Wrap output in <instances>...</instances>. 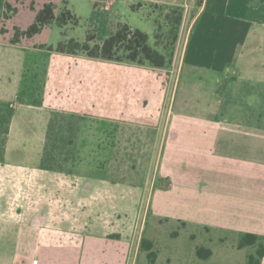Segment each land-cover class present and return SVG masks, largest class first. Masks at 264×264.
I'll return each mask as SVG.
<instances>
[{
    "label": "crops",
    "instance_id": "0c3cea01",
    "mask_svg": "<svg viewBox=\"0 0 264 264\" xmlns=\"http://www.w3.org/2000/svg\"><path fill=\"white\" fill-rule=\"evenodd\" d=\"M47 3L95 17L86 36L98 41L120 23L153 24V47L151 6L179 8L182 61L156 68L59 53L37 35L15 41ZM59 28L72 38L71 24ZM62 151L81 159L58 170ZM139 187L157 215L176 196L179 211L264 247V0H0V264H157V237L115 203L135 202Z\"/></svg>",
    "mask_w": 264,
    "mask_h": 264
},
{
    "label": "rangeland",
    "instance_id": "374dc122",
    "mask_svg": "<svg viewBox=\"0 0 264 264\" xmlns=\"http://www.w3.org/2000/svg\"><path fill=\"white\" fill-rule=\"evenodd\" d=\"M196 1L199 2L200 0ZM151 7L158 14V21L160 22L157 34V44L162 51L164 50L169 57H172V61L175 59L178 68L182 61V58L180 59L181 44L176 46L177 42H175L176 38L173 30L174 23L180 12L169 7L157 5H152ZM78 19L79 24L77 26L72 25L73 29H71L69 35L82 42L87 37V30L94 26L91 22L96 21V18L79 17ZM19 21L20 23H23V25H26L28 22L27 15H23ZM163 23L168 25L165 26ZM142 29H144L143 31H145V33H151L153 31V24L142 26ZM179 32L180 29L178 30V33ZM17 33L20 34V30H16L15 36ZM62 36V30L57 25H53L50 29L34 37L33 43L56 46L62 41V38L64 37ZM149 44L153 47V38H151ZM177 75L178 72L173 73L171 80L174 81ZM189 77L188 72L184 70L181 84L184 85L183 82H185V80L189 81ZM183 85H181V87ZM181 96V93H179L176 99V108L179 105ZM80 159L81 158L78 154L71 151L57 153L58 170L64 171L66 167L70 168L71 165L74 167L78 164ZM145 171H147L145 168L138 169V173L143 176ZM137 177L141 178V176ZM144 192L145 190L139 187L136 189L135 202L120 201L115 203H117L119 209L122 210L125 208L131 210L129 205L132 209H136L138 212V229L142 228V232L145 233L146 238L151 236L157 237L156 240L160 252L157 264H253V262L256 261H260L261 263L264 258L260 259L258 255V251L263 246L262 242L260 243L257 241L253 245L242 246L241 243L245 239V234H240L224 227L217 218H214V225L213 218H194L193 216H188L189 212L186 214L184 209L180 206L179 207L182 211H179V202L176 196H174L171 203H165V207L163 208L166 212L165 215H157L156 197L151 194L152 196L149 197V200L148 194L143 196ZM105 193L107 194L111 192L106 191ZM120 220L123 221L126 219L122 215ZM41 223L42 226L45 225L42 218ZM205 228H208L209 230ZM148 243L151 242L144 241L142 243L143 247L147 248L148 246L146 245ZM153 249L150 251L152 252ZM200 249H204L202 255L206 257L199 256L198 251ZM158 250L155 249L153 252L156 254ZM150 251L148 252V257L149 254H151ZM208 252H210V254H208ZM262 264H264V260Z\"/></svg>",
    "mask_w": 264,
    "mask_h": 264
},
{
    "label": "trees",
    "instance_id": "16d2710c",
    "mask_svg": "<svg viewBox=\"0 0 264 264\" xmlns=\"http://www.w3.org/2000/svg\"><path fill=\"white\" fill-rule=\"evenodd\" d=\"M203 0H200L198 4H201ZM180 12L174 23L173 33L175 35V42L178 39V30L180 28L183 12L179 8H174ZM56 24L59 27H65L67 25L77 26L79 19L72 14L71 11L64 10L61 15L57 16L55 13V6L53 3H47L39 11L36 21L26 31L16 34L15 41L20 37L32 38L40 34L49 25ZM171 24V22H170ZM155 47L150 46L148 34L134 29L128 24L120 23L117 27L115 34L104 41H98L95 34L88 32L84 41L80 42L76 39H70L68 41H62L56 46V51L59 53H66L71 55L84 54L90 58L102 59L116 62H128L138 65L150 64L156 68H164L172 63V57L168 56L166 52L161 51ZM53 50V47L49 48ZM166 51V50H165ZM258 241V237L254 234H247L242 246L253 245ZM146 249L149 252L153 249L152 243H148ZM151 252V251H150ZM204 249H200L198 254L200 257ZM210 254V252H208ZM259 258L264 257V247L258 251ZM149 258L153 261L156 258V254L151 252ZM253 264H260V261L253 262Z\"/></svg>",
    "mask_w": 264,
    "mask_h": 264
}]
</instances>
